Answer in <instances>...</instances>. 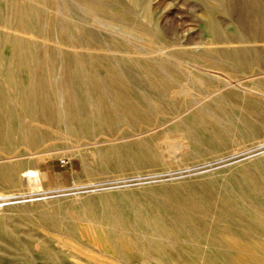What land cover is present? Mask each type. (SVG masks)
<instances>
[{
    "label": "bare ground",
    "instance_id": "1",
    "mask_svg": "<svg viewBox=\"0 0 264 264\" xmlns=\"http://www.w3.org/2000/svg\"><path fill=\"white\" fill-rule=\"evenodd\" d=\"M109 1L118 4L119 9L114 13H126L135 28L162 41V35L137 22L132 9L124 7L119 0ZM199 2L207 16L205 28L211 42L239 46L208 48L197 53L178 51L174 54L177 59L202 61L240 74L252 73L256 67L264 64V47L250 45L264 42L262 0L249 4L228 1L219 6V12L230 16L236 25L232 33H227L215 20L216 7L203 0ZM74 4L77 6L79 2ZM28 13L22 11L20 17L30 20L29 24H32V12ZM51 24L49 19L39 26L44 40L50 41L51 35H56L62 41L69 40L65 29L55 33ZM72 34L79 35V30H73ZM19 41L15 40L14 45L20 47L24 61L19 60L18 67L14 69H0V76L5 77L7 85H10V90H6L0 82V185L19 182L18 172L23 163L18 160L20 155L13 152L18 146L24 152L45 155L49 152L41 148L45 140L55 139L56 145L62 142L77 143L80 130L89 124L95 125L96 131L108 135L114 134L119 124H126L139 132L127 143H115L120 138L104 142L107 147L101 161L113 164L118 173L123 168L133 170L154 166L160 157L154 151L142 148L143 144L156 143L157 140L164 142L166 139L157 135L141 138V135L154 133L158 128L159 120L154 112L184 110L186 115L178 119L179 123L184 125L191 137L207 146H215V155L227 152L229 147L239 148L260 130V124L251 120L252 115L264 113V102L258 98L239 97L233 90L222 89L212 94V100L191 107L195 100L193 95L200 96L207 92V86L198 76H208L200 71L188 70L173 59L166 57L158 62L143 56L129 59V63L137 66L145 75L136 79L134 86L159 98L151 104L140 92L125 83L122 73L110 65L104 66L103 63L109 62L106 56L76 50L60 51L52 45L40 47L43 54L39 55L33 53L29 44ZM88 65H91L89 71L86 69ZM20 72L27 75V80L15 83L14 77ZM54 76L63 82L61 86L55 81L51 83L50 79ZM81 80L86 82L84 87L80 85ZM182 80L188 81L196 90L177 89ZM252 84L264 90V79L254 80ZM83 93L95 104L80 103L78 96ZM11 100H14V105ZM108 100L110 105L107 104ZM218 110L220 114L216 113ZM204 111H212L215 118L208 117ZM231 120L247 133L245 139L237 141L231 137L233 132L225 131L223 127ZM69 127V131L75 135L74 139L65 134L62 138L59 133H66L68 130L65 128ZM106 150L111 151V156L106 155ZM71 152L78 156L83 165L85 158L77 145H73ZM192 154L185 159L200 158V155ZM179 161L182 162L181 159ZM247 169H252V166ZM36 174L26 170L25 178L30 183L35 182ZM214 188L215 181H209L135 190L126 195L125 204L115 202L108 196H104L100 200L102 202L86 198L75 205L49 204L52 213H49L48 204H37L31 207L35 216H28V221L36 228L46 227V224L57 231L63 229L65 233L61 237L67 241H62V244L70 246L77 264L104 262L81 249L109 256L119 263L131 260L134 255L146 258L149 254L169 253L182 261L183 255L190 253L203 264H264L263 189L254 184L252 195L247 194V184L232 176L223 180L222 195L212 202L203 196L202 190L206 189L212 197ZM152 241H156L158 246L152 245ZM0 252L11 253L12 249L3 247ZM59 255L60 252L52 250L43 253L49 264H56Z\"/></svg>",
    "mask_w": 264,
    "mask_h": 264
},
{
    "label": "rangeland",
    "instance_id": "2",
    "mask_svg": "<svg viewBox=\"0 0 264 264\" xmlns=\"http://www.w3.org/2000/svg\"><path fill=\"white\" fill-rule=\"evenodd\" d=\"M203 1L217 8L215 20L227 33H232L236 30V25L230 16L219 12L221 9L219 6L228 1L249 4L255 0ZM77 2L79 4L76 6L74 3ZM119 2L134 11L138 23L162 35V41H159L158 37L145 35L135 28L126 13H114L119 9L118 4L109 0H100V2L98 0H0V69H14L18 67L19 60L24 61L20 47L14 45L15 40L29 44L33 53L39 55L43 54L40 47L45 45L55 46L60 51L93 52L108 57L109 62L103 63L104 66L110 65L120 74L122 73L125 83L140 92L147 102L153 104L154 101L159 100L158 97L144 93L134 86V81L145 75L137 66L130 64L129 59L143 56L158 62L159 59L167 57L173 59L172 61L180 62L188 70L200 71L208 76L206 78L198 76L207 86V92L200 96L193 95L195 100L191 103V107H197L202 101L212 100L214 98L212 94L222 89L233 90L239 97H255L264 102V90L252 84L254 80L264 79V64L256 67L252 73L240 74L202 61L192 62L174 56L178 51L197 53L208 48L239 46L211 42V37L205 28L207 16L199 0H119ZM262 3L264 4V0ZM22 11L32 12V24H29L30 20L20 17ZM27 18L30 19L29 16ZM49 19L53 23L51 24L53 31L56 33L60 29H65L70 36L69 40L62 41L56 35H51L50 41L41 37L39 26H42L44 20ZM73 30H79V35H71ZM250 45L261 48L264 47V42ZM90 66L86 67L88 71L91 69ZM59 67L56 69L60 70ZM25 80L27 75L23 72L14 77L15 83ZM50 80L52 84L55 81L58 86L63 84L56 76ZM0 82L4 84L6 90H10L5 77L0 76ZM85 83L81 80L80 85L84 87ZM177 89L196 90L186 80H182ZM78 101L89 105L95 104L84 93L78 96ZM11 103L14 105V100H11ZM107 104L110 105L109 100ZM219 112L218 110L216 113L220 114ZM204 113L208 117L215 118L212 111H204ZM153 114L159 120L158 128H155L154 133L141 135V138L157 135L166 139L164 142L157 140L156 143L142 145V148L160 155L155 165L150 167L133 170L123 168L118 173L113 164H105L101 161L107 147L104 142L120 138V141L115 143H127L138 135L137 130L126 124H119L115 133L111 135L96 131L95 125L89 124L80 130L77 143L73 144L62 142L56 145L55 139L48 138L41 147L43 150H49L45 155L24 152L22 147L18 146L13 152L20 155L18 160L23 163V167L18 172L19 184L0 185V249L3 247L12 249L11 253L0 252V264H49L43 256L45 250L60 252L56 264H77L71 255L70 246L65 247L62 244V241H67L61 237L65 233L63 229L57 231L46 224L44 225L48 228H36L29 223L28 216H35V211L31 207L37 204L75 205L86 198L102 202L100 200L104 196L125 204L126 195L135 190L182 183L203 184L209 181H215V192L211 197L208 191L203 189V196L214 202L222 195L223 180L232 176L235 180L247 184V194L252 195L254 184L261 186L264 191V113L251 116V120L260 124V130L253 139L241 144V148L229 147L227 152L217 155L213 152L215 146L202 144L187 134L184 125L178 121L186 115L184 110L176 112L166 109ZM223 128L225 131L233 132L231 137L233 136L237 141L245 139L247 135L233 120ZM65 129L68 130L66 133H59L62 138L66 135L74 139L75 135L69 131L70 127ZM230 132L227 134L229 135ZM73 145H77L84 156L83 165L78 156L71 152ZM105 153L111 156V151L106 150ZM192 153L200 155V158L186 160L185 157H191ZM180 159L182 162L179 161ZM250 166L252 169H247ZM26 170L37 173L35 182L30 183L25 178ZM51 205H49V213H52ZM151 244L158 246L156 241H152ZM201 246L206 248L203 243ZM81 250L102 259L104 262L101 264H203L190 253H185L182 261L177 260L173 253H169L149 254L146 258L134 255L131 260L119 263L109 256Z\"/></svg>",
    "mask_w": 264,
    "mask_h": 264
}]
</instances>
